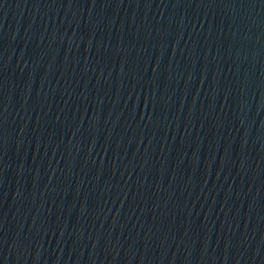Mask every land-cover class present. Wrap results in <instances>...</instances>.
Here are the masks:
<instances>
[{
  "label": "water",
  "instance_id": "95a60500",
  "mask_svg": "<svg viewBox=\"0 0 264 264\" xmlns=\"http://www.w3.org/2000/svg\"><path fill=\"white\" fill-rule=\"evenodd\" d=\"M0 264H264V0H0Z\"/></svg>",
  "mask_w": 264,
  "mask_h": 264
}]
</instances>
